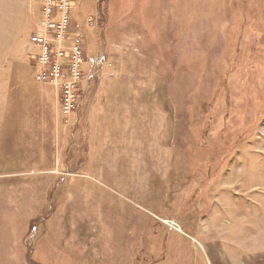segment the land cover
<instances>
[{
    "label": "rangeland",
    "instance_id": "obj_1",
    "mask_svg": "<svg viewBox=\"0 0 264 264\" xmlns=\"http://www.w3.org/2000/svg\"><path fill=\"white\" fill-rule=\"evenodd\" d=\"M43 1L0 0V264H264V0H72L70 114Z\"/></svg>",
    "mask_w": 264,
    "mask_h": 264
},
{
    "label": "built area",
    "instance_id": "obj_2",
    "mask_svg": "<svg viewBox=\"0 0 264 264\" xmlns=\"http://www.w3.org/2000/svg\"><path fill=\"white\" fill-rule=\"evenodd\" d=\"M44 0L43 14L37 29L31 35V41L39 47V61L42 65L38 79L50 81L60 88L63 95V111L70 114L79 107V82L82 78L83 44L79 35L72 38L69 52L66 41L70 38L73 23V1ZM66 39V41H65ZM71 39V38H70Z\"/></svg>",
    "mask_w": 264,
    "mask_h": 264
}]
</instances>
